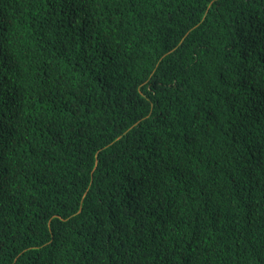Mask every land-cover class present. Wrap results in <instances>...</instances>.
<instances>
[{
	"label": "trees",
	"instance_id": "obj_1",
	"mask_svg": "<svg viewBox=\"0 0 264 264\" xmlns=\"http://www.w3.org/2000/svg\"><path fill=\"white\" fill-rule=\"evenodd\" d=\"M0 264H264V0H0Z\"/></svg>",
	"mask_w": 264,
	"mask_h": 264
}]
</instances>
